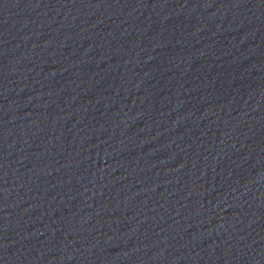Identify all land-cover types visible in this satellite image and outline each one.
Returning <instances> with one entry per match:
<instances>
[{
  "label": "water",
  "instance_id": "1",
  "mask_svg": "<svg viewBox=\"0 0 264 264\" xmlns=\"http://www.w3.org/2000/svg\"><path fill=\"white\" fill-rule=\"evenodd\" d=\"M0 264H264V0H0Z\"/></svg>",
  "mask_w": 264,
  "mask_h": 264
}]
</instances>
